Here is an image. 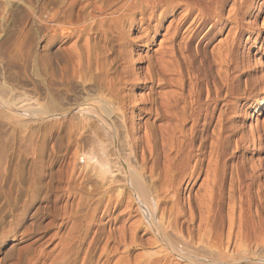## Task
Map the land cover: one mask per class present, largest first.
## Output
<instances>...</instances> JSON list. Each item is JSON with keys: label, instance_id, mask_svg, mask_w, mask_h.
<instances>
[{"label": "rangeland", "instance_id": "rangeland-1", "mask_svg": "<svg viewBox=\"0 0 264 264\" xmlns=\"http://www.w3.org/2000/svg\"><path fill=\"white\" fill-rule=\"evenodd\" d=\"M136 1L0 0V264H149L169 246L155 243L134 197L157 196L167 225L174 193L181 215L169 238L192 245L188 264L212 262L216 234L234 259L264 255V108L250 103L264 95V53L248 41L264 11L243 9L236 22L223 0L209 29L184 8ZM236 34L228 65L218 54ZM214 100L203 130L194 108Z\"/></svg>", "mask_w": 264, "mask_h": 264}, {"label": "bare ground", "instance_id": "bare-ground-1", "mask_svg": "<svg viewBox=\"0 0 264 264\" xmlns=\"http://www.w3.org/2000/svg\"><path fill=\"white\" fill-rule=\"evenodd\" d=\"M230 1H232V3L235 5L234 7H236V11H235V18L233 19L234 21H236V22H239V15L242 13L243 14V9L245 10V12H244V15H249L250 13V11L253 9V8H255V7H257L258 8V10H259V13H262L263 11H264V0H258V1H256V0H230ZM132 2V1H131ZM137 3V5H143V7L145 6V7H149L150 9H152V10H154V9H156V8H166L167 10H166V14L168 13V14H174L177 10H181L182 8H184V10L182 9L181 11H184L183 12V14H184V16L186 15V16H189V15H192V14H194V13H196L197 15L196 16H199V22H200V24H199V26H203L204 24H206V23H208L209 24V29H212V28H215V27H217L218 25H220L221 24V7H222V5H223V0H140V1H136ZM95 3V2H94ZM133 3V2H132ZM89 5V4H88ZM91 5H92V3H91ZM128 6H129V3L127 4ZM256 5V6H255ZM90 6V5H89ZM224 6V5H223ZM88 7V6H87ZM101 7V6H100ZM100 7H95V10L94 11H92V13H91V16H92V18H94L95 17V19L97 18L98 20H99V18H101L100 16H98V15H103V10L100 8ZM132 7V6H131ZM126 8V7H125ZM135 8V7H134ZM105 9V8H104ZM137 9L139 10V8L137 7ZM136 9V10H137ZM116 11V10H115ZM124 12V11H123ZM123 12H121V14L123 13ZM130 12V11H129ZM163 12V11H162ZM165 12V11H164ZM141 13V12H140ZM106 14V13H105ZM104 14V15H105ZM118 14V13H117ZM165 14V13H164ZM90 15V14H89ZM195 15V14H194ZM193 15V16H194ZM89 17V16H88ZM104 17V16H103ZM182 17H183V15H182ZM224 17V16H223ZM233 17V16H232ZM90 18V17H89ZM106 18V17H105ZM142 18H143V16H142ZM189 18V17H188ZM196 18V17H195ZM182 19H184V18H182ZM185 19H187V17H185ZM90 20V19H89ZM92 20V19H91ZM196 20V19H195ZM102 21V20H101ZM88 22V21H87ZM91 22H94L93 20L91 21ZM90 22V23H91ZM183 21H181V23H182ZM192 22H195L194 20L192 21ZM197 22V21H196ZM198 22V23H199ZM241 23V22H240ZM194 24V23H193ZM192 24V25H193ZM224 24V23H223ZM181 25V24H180ZM180 25H179V27H180ZM101 26V25H100ZM184 26V25H183ZM196 26V25H195ZM198 26V27H199ZM238 27V26H237ZM197 28V27H196ZM221 29H222V26L220 27ZM188 29V28H187ZM209 29H208V31H209ZM192 30V29H191ZM219 30V29H218ZM218 30H217V32H218ZM223 30V29H222ZM190 31V30H189ZM194 31H195V29H194ZM206 30H204V32H202L203 34H202V36H201V38L202 37H204L207 33H208V31H206ZM238 31H240V29L238 30ZM156 32V31H155ZM176 32V31H175ZM190 33V32H189ZM239 33V32H238ZM250 39H248V41L251 43H253V45H255L257 48H258V50L260 51V53L262 54V53H264V36L263 37H261V33H264V21L262 22V25H261V29L260 30H257V29H254V30H250ZM173 34H174V32H173ZM172 34V35H173ZM193 35H195V34H193ZM233 35V34H232ZM254 35V36H253ZM171 36V35H170ZM253 36V37H252ZM251 37H252V39H251ZM239 38V35H238V37H237V34H236V36L233 38V40H232V42L230 43V45L227 47V48H225V51H223L224 53L223 54H221L220 53V51H219V56L223 59V62H225V63H227L228 65H229V63L231 62V54L233 53L232 51H233V49H234V47H235V43L239 40L238 39ZM171 40V39H170ZM191 40V39H190ZM191 42L192 41H187V42H185V48L187 49V50H189L190 49V46H191ZM179 47V46H178ZM197 48V47H196ZM190 51V50H189ZM191 60H192V58H190ZM189 59V60H190ZM222 62V63H223ZM224 80V79H223ZM226 80V79H225ZM99 81V80H98ZM220 81V80H219ZM223 83H225V82H223ZM222 83V84H223ZM227 83V85L229 86L230 84H228V82H226ZM198 84L199 83H196V86H198ZM264 87V86H263ZM194 88V87H193ZM207 90V89H206ZM219 90L216 88L215 89V92H217V93H219L218 92ZM221 91V90H220ZM264 91V90H263ZM191 92V91H190ZM231 92V91H230ZM207 93H208V95H207V97L206 98H208V97H210V91L208 90L207 91ZM206 93V94H207ZM221 94V93H220ZM219 94V95H220ZM227 94V93H226ZM225 94V95H226ZM231 94V96H232V94H235V93H233V92H231L230 93ZM213 95V94H212ZM215 95V94H214ZM219 95H216V96H219ZM194 97H195V101H194V105L195 106H200L201 107V105H199L198 103H200V98H201V93L198 91L195 95H194ZM227 97V96H226ZM229 97V96H228ZM212 98V97H211ZM218 98V97H217ZM222 98V97H221ZM223 98H225V97H223ZM213 99H214V97H213ZM208 100V99H207ZM206 100V101H207ZM219 100V99H218ZM210 101V100H209ZM224 101V100H223ZM98 102V101H97ZM97 102L96 101H93V102H89L88 103V107H87V109H89V113L90 114H92V115H96L97 116V114L100 116V118H98V122H100V125H103V126H100L101 128L102 127H104V130L105 131H107V132H111V129L109 128L110 126H109V123H108V119H106L105 117L103 118V116L100 114V113H98L97 111L99 110L100 112H103V113H105L104 112V110L103 109H105V107H103L102 105H104L105 106V104L104 103H100L101 104V106L103 107H101V106H97ZM202 103V102H201ZM200 103V104H201ZM209 103V102H208ZM213 103V105L214 106H212L211 107V110L210 109H208V108H204V111L203 110H201L200 109V107H195L194 108V111L195 110H197L198 111V117H201L202 116V120H203V122H202V128H203V130H206V127L210 124V122H211V120H212V118H213V116L215 115V112L217 111L216 110V108H217V105L219 104L217 101H215L214 100V102H212ZM251 103V105L252 104H254V103H256L257 104V106H256V108L258 109V110H263V108H264V95H262V96H259L257 99H255L253 102H250ZM21 104H23V103H21ZM81 104V103H80ZM98 104H99V102H98ZM191 104H193V103H191ZM228 104H231V103H226V101H225V103L223 102V104H222V108H224V109H226L225 107H227V105ZM94 105V106H93ZM203 105V104H202ZM210 105V104H209ZM246 105V104H245ZM24 105H20L19 107H23ZM244 106V105H243ZM254 106V105H253ZM101 107V108H100ZM107 107V106H106ZM247 107V106H246ZM249 107H250V105H249ZM248 107V108H249ZM85 108V107H84ZM96 108V109H95ZM222 108H220V112H219V116H218V119L217 120H221V118H222V116L226 113V110H221ZM251 108V107H250ZM94 109L95 110H97V111H94ZM115 109V108H114ZM192 109V108H191ZM255 110V112H258V110ZM105 110H107V109H105ZM117 110V109H116ZM190 111V110H189ZM202 111H203V115H202ZM193 113V112H192ZM106 114V113H105ZM87 116V115H86ZM110 116V115H109ZM204 116V117H203ZM108 118V117H107ZM96 119V118H95ZM191 119V118H190ZM94 120V119H93ZM108 120V121H107ZM198 123H199V118H196V119H194L193 118V120H192V129L194 130L195 128V126L197 125L198 126ZM220 124H221V122H219ZM180 126V125H179ZM221 126V125H220ZM200 127V128H201ZM218 127H219V125H218ZM199 128V127H198ZM201 128V129H202ZM192 129H190V130H192ZM222 129V128H221ZM96 131V130H95ZM109 133H108V135H109ZM114 133V132H113ZM111 134V133H110ZM107 136V135H106ZM193 137V136H192ZM218 137H220L219 136V134H218ZM191 139H193V138H191ZM200 141V146H202L203 145V143H204V140L202 139V138H200L199 139ZM216 144H218V142L216 141V142H214V145H216ZM217 146V145H216ZM96 147V146H95ZM220 147V146H219ZM212 148V147H211ZM216 149V148H215ZM187 155V154H186ZM188 156V155H187ZM186 159V158H185ZM188 160V159H187ZM109 161V160H108ZM186 162V161H185ZM187 167V166H186ZM124 171V176H125V178H123L124 180H125V182H126V180H127V178L129 177V176H127V173L125 172V168L123 167L122 168ZM122 171V170H121ZM132 171V170H131ZM130 173V172H129ZM132 174V173H131ZM99 178H100V180H103L104 179V177H100L99 176ZM135 181V180H134ZM169 183V182H168ZM135 184V183H134ZM143 184V183H142ZM129 185V184H128ZM126 186V185H125ZM178 186V185H177ZM130 187H132V188H129L130 189V192H132V194H134L133 193V187H135V186H133V183L130 185ZM171 189H173V186L171 185V184H167V185H164L163 187H161V192H163V193H168V192H170V190ZM176 189H178V188H176ZM174 190V189H173ZM158 192H159V190H158ZM135 195V194H134ZM133 195V196H134ZM150 195V194H149ZM138 196V195H137ZM137 196H135L134 197V200H135V203H136V205H137V207H138V210H139V214H140V217L141 218H143L148 224H147V228H149V230L151 231V233H152V235H154L155 236V239H156V241H155V243H160V245H166V246H169V247H167L168 248V251H167V253L169 254V255H164V253H162L160 250H158V251H155L154 252V255L152 256L153 257V261L151 262V263H149L148 261H146V262H148L149 264H175L177 261H180V262H182V263H186V264H188V263H191L192 262V260H194V258H196L195 256H194V252H192L191 251V246H190V244H189V242L188 243H186V242H184V241H182V243L180 244V245H177V244H175L173 241H170V236H171V234L172 235H175V236H178L177 234H178V232L176 231V229H175V224L174 223H176V221H178V216L180 217V215H181V211L179 210V205H178V201H177V199H176V195H175V193L172 195V199H173V206H172V209L174 210L173 211V213H172V217H173V219H171V220H173V223L171 224V221L167 224V225H164V222H163V218L161 217V218H155V214H156V212H157V204H158V201L157 200H155V198L157 197V196H153V197H150V196H148L147 198L145 197V198H142V199H145L146 201H147V203L145 202L144 203V201L143 200H140L139 198H137ZM166 196V195H165ZM157 199H158V197H157ZM162 201V200H161ZM160 202V201H159ZM159 207V206H158ZM171 217V218H172ZM181 234V233H180ZM182 236V235H181ZM180 236V237H181ZM215 241H213V243H212V248H213V250H214V258L212 259V262L211 261H206V263H208V264H242L243 262H247V261H250V260H253V261H255L256 263H254V264H264V255L262 256V257H260L259 258V256H257L256 255V257H253V256H249L248 257V255L249 254H244L243 255V253H241L242 255H241V257L239 258V257H237L236 259H234V257H231L229 254H228V252L224 249V251L221 249V238H220V236H219V234L217 235L216 234V236H215ZM188 240H190V239H188ZM231 242H232V239L230 238V237H228V241H227V246H226V248H228V246H230V244H231ZM256 242V241H255ZM189 244V245H188ZM243 244V243H242ZM242 244H239L238 245V247H240V245L242 246ZM258 244H260L261 246H263L264 247V239H260L259 240V243ZM234 245H235V243H234ZM257 245V244H256ZM244 246V245H243ZM259 246V245H258ZM209 247V246H208ZM262 247V248H263ZM242 248H244V247H242ZM205 250V249H204ZM243 250V249H242ZM241 252H245V249H244V251H241ZM201 253V252H200ZM199 253V254H200ZM249 253V252H248ZM197 255V254H196ZM208 258V257H207ZM192 259V260H191ZM202 260V259H201ZM196 261V260H195ZM204 261V260H203ZM262 261V262H261ZM194 262V261H193ZM205 263V264H206ZM140 264V263H139Z\"/></svg>", "mask_w": 264, "mask_h": 264}]
</instances>
